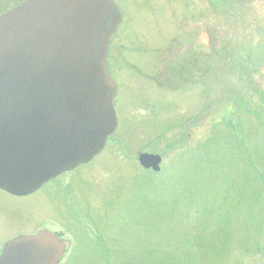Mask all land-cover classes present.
Listing matches in <instances>:
<instances>
[{"label": "rangeland", "instance_id": "374dc122", "mask_svg": "<svg viewBox=\"0 0 264 264\" xmlns=\"http://www.w3.org/2000/svg\"><path fill=\"white\" fill-rule=\"evenodd\" d=\"M115 1L124 20L110 73L127 75L120 126L72 173L99 224L77 211L47 214L41 193L31 211L38 226L25 223L29 209L20 232L63 222L77 254L64 264H264V0ZM129 34L141 46L135 69L122 65ZM140 153L162 156L161 172L146 176ZM23 202L0 191L1 234Z\"/></svg>", "mask_w": 264, "mask_h": 264}, {"label": "water", "instance_id": "95a60500", "mask_svg": "<svg viewBox=\"0 0 264 264\" xmlns=\"http://www.w3.org/2000/svg\"><path fill=\"white\" fill-rule=\"evenodd\" d=\"M122 16L112 0H28L0 18V187L27 194L87 163L117 127L108 74ZM159 171L161 157L144 154ZM67 245L41 231L7 244L0 264H59Z\"/></svg>", "mask_w": 264, "mask_h": 264}, {"label": "flooded vegetation", "instance_id": "af4514ba", "mask_svg": "<svg viewBox=\"0 0 264 264\" xmlns=\"http://www.w3.org/2000/svg\"><path fill=\"white\" fill-rule=\"evenodd\" d=\"M21 1L23 0H11V4H7V5H3V7L0 9V14H3L4 12L15 8L16 6H18ZM206 46V45H205ZM80 168L76 169L77 171ZM76 170L69 172V173H65L61 176V178H58L52 182H49L48 184L44 185L41 189H39L38 191H35L31 194L28 195H14L9 193L8 191L4 190V189H0V191L4 192L5 194L14 197L16 199H21L22 201H24L23 203H19L17 210L21 213L20 215L17 213V217L18 219H10L7 224L6 227L4 228V230L6 231L5 234H1L0 233V254L1 251L3 250V248L5 247L6 243H8L9 241L21 236V235H33L36 234L37 232L41 231V230H51L49 228H55L56 226H60V227H65V228H69L67 225H65L63 222L61 221H57L53 220L52 218L49 217V219L46 220L45 224H49L48 228H41L38 231H33V232H20V229L25 225V223H29L31 224L33 227L32 229L35 227V220H31L32 217L34 216V213L32 214V208L35 209V200L34 197L44 193L45 197L42 199V203L43 205H46L48 210H47V214L49 213L51 215L52 210H54V216L56 213H59L61 216L63 217H68L70 212L73 211H77L78 214L80 215H84L87 220H89L90 223L92 224H96L95 218L93 216H91L89 213L86 215L85 212H80V210L82 211V207L84 205H82V203L79 201V196L77 194V188L82 186V182L83 181H79V180H74V176L72 173H74ZM68 177V179L65 180V178ZM53 196H56L57 198L59 197V201H51V198ZM30 200L31 202L28 203L26 201ZM53 203V205H51ZM73 208V209H72ZM30 209V211H29ZM39 212H40V207L38 208ZM29 211V216L27 217L25 223H20V220L22 219H26L23 217L24 212ZM30 217V218H29ZM22 218V219H20ZM58 220V218H56ZM53 221V222H52ZM55 221V222H54ZM37 225V224H36ZM38 226V225H37ZM56 230V229H55ZM55 230H51V231H55Z\"/></svg>", "mask_w": 264, "mask_h": 264}]
</instances>
